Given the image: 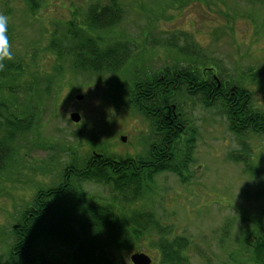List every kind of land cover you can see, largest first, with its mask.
I'll use <instances>...</instances> for the list:
<instances>
[{"label": "rangeland", "instance_id": "1", "mask_svg": "<svg viewBox=\"0 0 264 264\" xmlns=\"http://www.w3.org/2000/svg\"><path fill=\"white\" fill-rule=\"evenodd\" d=\"M43 1L45 6L34 17L24 0L0 1V14L9 17L10 60L28 68L25 80L39 70L54 74L57 63L64 67L54 77L53 95L44 100L41 125L23 143L21 163L11 174L6 172L12 176L0 195V254L11 240L18 212L35 192L33 178L51 186L71 156L84 157L101 148L119 156L147 150L149 119L114 100L121 90L117 84L128 78L131 68L155 71L175 58L206 61L208 67L220 68L223 77L239 80L264 109V0H120L121 20L98 34L107 42L113 38L131 45V61L116 72L74 71L71 59L58 62L48 50L50 33L73 17L82 20L91 0ZM77 94L84 98L76 99ZM178 97L197 128L187 180L162 172L143 197L130 203L110 186L93 181L84 186L91 195L127 210L153 211L171 228L169 238L179 235L192 241L188 255L193 264H228L231 254L240 257L245 230L254 229L264 216V135L237 134L220 105L205 106L200 96L186 92ZM74 111L82 116L78 123L70 118ZM155 238L142 240L143 252L153 258ZM130 256L117 258L130 264Z\"/></svg>", "mask_w": 264, "mask_h": 264}, {"label": "trees", "instance_id": "2", "mask_svg": "<svg viewBox=\"0 0 264 264\" xmlns=\"http://www.w3.org/2000/svg\"><path fill=\"white\" fill-rule=\"evenodd\" d=\"M24 1L33 17L45 6L43 0ZM123 9L120 0H91L82 12L85 13L82 20L73 17L67 25L50 33L53 39L48 50L58 62L71 59L74 71L116 72L131 61V45L113 38L107 42L98 34L115 27ZM189 59L175 58V62L164 67L163 101L165 109L172 112L169 119L176 120L173 123L165 120L163 125L150 112L157 106L160 75L147 67L131 68L128 78L117 84L116 88L121 90L114 100L149 119L147 150L131 158L101 148L84 157L71 156L59 180L51 186L39 185L43 182L33 178L35 192L11 226V240L0 254V264H126L117 256L143 251L146 247L142 240L153 236H156L154 264H193L188 255L192 241L179 235L169 238L171 228L163 225L153 211L127 210L91 195L84 186L87 181L110 186L122 191L130 203L143 197L161 172H172L187 180L194 161L197 128L177 100L182 92L200 96L205 106L220 105L235 133L250 131L264 135V109L255 104L253 92L239 80L223 77L220 68H208L206 61ZM0 63L3 64L0 68V195L3 196L6 190L3 185L23 158V143L41 125V109L44 100L53 95L54 77L64 67L57 63L59 67L53 68L54 74L39 70L25 80L28 68L21 62L4 58ZM207 75L212 76L208 87ZM234 85L237 88L232 90ZM253 228H247L243 234L240 257L231 254L228 264H264L263 214Z\"/></svg>", "mask_w": 264, "mask_h": 264}, {"label": "flooded vegetation", "instance_id": "3", "mask_svg": "<svg viewBox=\"0 0 264 264\" xmlns=\"http://www.w3.org/2000/svg\"><path fill=\"white\" fill-rule=\"evenodd\" d=\"M211 68V67H208ZM163 71H164V67L161 69H157V74H159L160 76L158 77V96H157V106L155 108L151 109V114L153 116V119L156 118V121L158 124L163 125L162 123L165 122V120H168L169 118H171V110H166V104L163 101V91H162V83H163ZM215 75V74H214ZM211 79L212 76L211 75H207L206 76V86L208 87L211 84ZM244 86V85H243ZM237 87L234 85L231 87L232 90H235ZM198 96V95H197ZM146 118V117H145ZM176 120L175 117H173L172 119H169L168 122L169 123H173ZM150 122V121H149ZM148 131L149 128L151 127V125L148 123ZM151 130V128H150ZM150 134V132H148L146 135ZM148 138V136H145ZM126 142V141H125ZM148 145V144H147ZM97 153V152H94ZM123 157H135V156H123ZM162 173V172H161Z\"/></svg>", "mask_w": 264, "mask_h": 264}, {"label": "water", "instance_id": "4", "mask_svg": "<svg viewBox=\"0 0 264 264\" xmlns=\"http://www.w3.org/2000/svg\"><path fill=\"white\" fill-rule=\"evenodd\" d=\"M84 98L83 94H77L76 99L82 100ZM70 118L73 122L78 123L81 121L82 116L79 112H71ZM122 140L125 142L127 140L126 136H122ZM131 262L133 264H153V257L146 252L137 251L131 254L130 256Z\"/></svg>", "mask_w": 264, "mask_h": 264}, {"label": "clouds", "instance_id": "5", "mask_svg": "<svg viewBox=\"0 0 264 264\" xmlns=\"http://www.w3.org/2000/svg\"><path fill=\"white\" fill-rule=\"evenodd\" d=\"M9 17L6 14H0V61L4 58H11L8 32ZM3 64L0 63V68Z\"/></svg>", "mask_w": 264, "mask_h": 264}]
</instances>
